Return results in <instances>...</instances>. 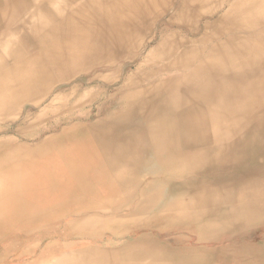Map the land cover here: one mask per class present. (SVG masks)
I'll return each instance as SVG.
<instances>
[{"label":"bare ground","instance_id":"6f19581e","mask_svg":"<svg viewBox=\"0 0 264 264\" xmlns=\"http://www.w3.org/2000/svg\"><path fill=\"white\" fill-rule=\"evenodd\" d=\"M260 234L264 0H0V264H264Z\"/></svg>","mask_w":264,"mask_h":264},{"label":"rangeland","instance_id":"374dc122","mask_svg":"<svg viewBox=\"0 0 264 264\" xmlns=\"http://www.w3.org/2000/svg\"><path fill=\"white\" fill-rule=\"evenodd\" d=\"M261 237H262V238L264 237L263 234H260L259 237L256 238V239L259 241V239H262ZM229 242H231V241H229ZM220 245H221V244H220ZM221 246H224V245H221Z\"/></svg>","mask_w":264,"mask_h":264}]
</instances>
